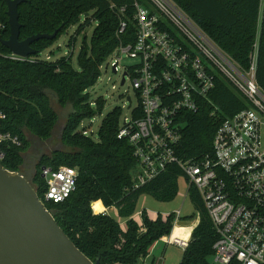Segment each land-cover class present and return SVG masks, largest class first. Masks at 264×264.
<instances>
[{"label":"trees","instance_id":"1","mask_svg":"<svg viewBox=\"0 0 264 264\" xmlns=\"http://www.w3.org/2000/svg\"><path fill=\"white\" fill-rule=\"evenodd\" d=\"M195 22L236 62L248 67L254 45L258 43L257 80L264 91V0H174ZM131 0H26L19 6L22 24L20 39L37 33L52 34L54 39H40L32 44L38 53L23 61L10 57L11 51L0 42V107L7 113L5 130L18 135L22 146H2L3 166L10 171L23 170L25 155L30 149V136L47 141L54 134L60 113L68 110L65 130L61 136L67 149H55L44 155L42 166L76 167V190L62 202H45L55 219L77 247L100 264H137L150 248L171 233L176 215L158 213L153 218L143 209L141 223L135 219L136 204L143 192L158 199H172L177 192V177L182 174L176 164L140 188H134L137 160L128 140L118 138L122 110L115 107L103 119L98 140L85 135L81 123L101 113L105 100H92L89 89L95 86L101 65L120 42L118 7ZM115 3L117 8H111ZM8 6L0 0V38L8 39L10 24ZM133 9H128V14ZM87 14V15H86ZM84 18V26L97 22L90 43L84 39L78 56L79 66L68 59H40V53L52 46L66 29ZM134 39L130 26L124 35ZM123 38V35H121ZM85 45H91L88 56ZM89 47V46H88ZM85 49V50H83ZM219 106V118L204 105L198 112H189L177 147L180 157H201L212 151L213 138L222 118L247 107L246 101L225 80L218 78L211 94ZM96 107H95V105ZM96 108V109H95ZM218 119V121H217ZM81 126V127H80ZM41 167L33 179L40 198L46 184ZM197 208L198 222L192 230L189 244L180 264H216V235L199 193L191 187ZM105 207L118 209L126 227L112 214L98 212ZM98 202V203H96ZM94 209L97 213L94 212ZM184 218H190L189 216Z\"/></svg>","mask_w":264,"mask_h":264},{"label":"built area","instance_id":"2","mask_svg":"<svg viewBox=\"0 0 264 264\" xmlns=\"http://www.w3.org/2000/svg\"><path fill=\"white\" fill-rule=\"evenodd\" d=\"M130 7L133 11L128 14ZM111 8L116 9V4ZM118 11L120 42L110 67L125 82L131 77L138 98L134 105L127 96L132 116L120 122L118 131V138L128 140L137 160L133 187H142L176 164L210 217L216 235L214 262L264 264V91L257 80L258 43L248 67H243L174 0H131ZM130 26L133 40L124 36ZM124 52L136 62L121 64ZM10 57L28 59L13 53ZM218 78L238 92L247 107L220 120L212 151L201 157H180L177 147L187 113L207 105L211 115L219 118L220 108L211 97ZM7 119L0 107V161L2 146H22L18 135L5 130ZM83 133L92 135L85 128ZM42 172L44 203L62 202L76 190V167L46 166ZM171 213L178 215L175 221L181 219V211ZM137 214L141 218L142 211ZM163 241L185 249L189 244V239L172 234L163 236Z\"/></svg>","mask_w":264,"mask_h":264},{"label":"water","instance_id":"3","mask_svg":"<svg viewBox=\"0 0 264 264\" xmlns=\"http://www.w3.org/2000/svg\"><path fill=\"white\" fill-rule=\"evenodd\" d=\"M4 1L8 6L10 36L0 38V42L11 53L29 58L38 53L32 46L34 42L57 37L60 29L21 40L19 6L26 0ZM121 83H125V78ZM128 100L131 102L130 96ZM23 168L24 171H10L0 161V264H100L77 247L41 200L32 184L37 174L35 166L25 159ZM41 176L44 177L43 172ZM176 224L192 226L194 221L181 219Z\"/></svg>","mask_w":264,"mask_h":264},{"label":"rangeland","instance_id":"4","mask_svg":"<svg viewBox=\"0 0 264 264\" xmlns=\"http://www.w3.org/2000/svg\"><path fill=\"white\" fill-rule=\"evenodd\" d=\"M84 18L81 19V21L75 25H72L66 31L55 41L53 42L52 46L49 48L43 50L40 53V57L45 58L48 55L51 56L50 61H56L60 58L68 59L72 62V64L75 67L79 66L78 56L81 51V46L84 41V39H87V42L90 43V38L92 37L93 30L95 26L97 25L96 21H93L91 24H88L84 26V28L81 30L79 34H77V29L81 23H83ZM84 48H88V56H91V45H85ZM83 49V50H85ZM115 51L108 57L105 58V60L102 62L101 65V75L92 88L89 89V93L92 95V100L97 99L98 97H102L105 100V106L101 113L96 114L91 119H85L81 126L85 129L89 130L92 133V136L95 140H98V131L102 124V121L104 117L112 111L115 107H119L122 110V114L120 117V122L124 120V118L131 117L132 116V110L128 108L127 103V96H131L134 102V105L138 103V98L136 95V90L134 89L132 85V79L131 77L127 76V80L124 84L121 83L122 81V74H116L113 72L112 68L110 67V64L115 59ZM114 54V55H113ZM121 64L130 65L135 63L134 58H130L127 53H121ZM95 105V104H94ZM96 107V105H95ZM96 109V108H95ZM67 113L68 110H65L64 112L60 113V121L58 125L55 128L54 134L49 141L52 142L51 144V150H46L45 155H51L52 151L55 149H67L65 145L62 144L61 140V133H63V127L65 126L67 122ZM80 126V127H81ZM31 146L30 149L27 152H30L31 149L38 148L41 144V140H39L37 137L30 136ZM61 166H68V165H61ZM41 174H42V167H41ZM143 209H147L148 211H151L154 213L157 217L158 213L164 214V216L167 213H171L174 211H181V218L189 216L188 219L194 220V225L197 224L199 216L198 211L195 206V203L191 196V183L188 181V179L184 176V174H180L177 177V192L175 196L172 199H158L154 197L152 194L143 192L136 204V211H141ZM113 215L118 218V220L121 222V226L123 228L126 227L125 218L118 217V215ZM178 215H176L177 217ZM138 221V220H137ZM139 222V221H138ZM193 225V226H194ZM175 221H174V227L175 228ZM173 229L170 234H172ZM168 234V235H170ZM184 233L179 230V228L175 229V235L174 237H181ZM188 233H185L184 236L187 237ZM160 248L157 249L160 250L161 248H164V243H160ZM185 248L181 247L179 245H175L172 243L167 244L166 251L164 253V256L160 259H157L156 264H180L182 261L183 255H184Z\"/></svg>","mask_w":264,"mask_h":264},{"label":"crops","instance_id":"5","mask_svg":"<svg viewBox=\"0 0 264 264\" xmlns=\"http://www.w3.org/2000/svg\"><path fill=\"white\" fill-rule=\"evenodd\" d=\"M102 204L103 206V209L98 211V212H106V213H110L113 215V213H115V215H118L116 212V210H112L108 207H105L104 204L101 202V201H98ZM96 202V203H98ZM140 212V211H139ZM151 216L154 218L156 215L154 213H152L151 211H148ZM135 219L138 220L140 223H141V218L138 214L135 215ZM181 219H185V220H192L194 221L193 219H188V218H181ZM180 219V220H181ZM178 220L175 221V228L173 229V232H172V235H175V229L176 228H179V230H181L182 233H188L187 237L184 236V234L180 237V238H184V239H189L190 240V237H191V234H192V230L194 228V226L196 225H192V226H188V225H178L176 224ZM123 223H126L123 221ZM126 225V224H125ZM160 243H164V248H161L160 250L157 251V249L160 248ZM166 246L167 244L163 241V237L161 239H159L157 242H155V244L150 248L149 250V253L147 256H145L144 258L140 259L139 262L137 264H156L157 263V259H160L164 256V253L166 251ZM119 264V263H118Z\"/></svg>","mask_w":264,"mask_h":264},{"label":"flooded vegetation","instance_id":"6","mask_svg":"<svg viewBox=\"0 0 264 264\" xmlns=\"http://www.w3.org/2000/svg\"><path fill=\"white\" fill-rule=\"evenodd\" d=\"M41 144H39L40 146L38 148L35 147V149H31L29 153V156H26L25 159L29 164H32L35 166L37 173H38V169L41 167V162H42V158L45 155V151L46 150H51V144L52 142L47 140V141H41ZM26 153V154H27ZM25 170V168H23V171Z\"/></svg>","mask_w":264,"mask_h":264}]
</instances>
